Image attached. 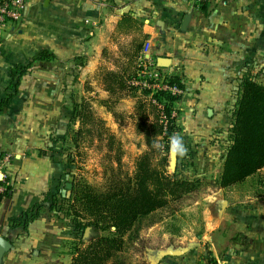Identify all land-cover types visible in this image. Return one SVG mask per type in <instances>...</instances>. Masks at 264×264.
<instances>
[{
    "label": "crops",
    "instance_id": "0c3cea01",
    "mask_svg": "<svg viewBox=\"0 0 264 264\" xmlns=\"http://www.w3.org/2000/svg\"><path fill=\"white\" fill-rule=\"evenodd\" d=\"M23 2L20 19L6 29L0 45V102L12 94L0 108V153L14 157L9 167L11 185L0 195V236L11 243L0 264L44 263L41 251L48 250L47 241L52 242L54 235H50V224L40 212L26 227L18 225L17 219L34 206L45 209L48 196L57 194L71 173L66 160L49 146L56 141L54 135L66 137L71 132L75 93L94 98L93 110L113 131L128 122L131 132L143 139L135 131L133 118L138 95L123 94L111 109L102 102L109 97L102 74L107 70L123 74L127 67L126 78L132 70L134 47L141 44L140 56L144 43L149 42L148 57L156 63L168 59L161 71L182 80L184 93L175 106L179 135L188 149L185 159L208 147L211 165H220L242 79L264 84V0ZM186 14L189 20L182 28ZM43 50L55 57L32 63L39 67L27 75L32 81L30 89L24 86L26 78H20L15 88L13 71L27 66ZM76 57L82 59L74 60ZM58 63L64 65L63 73H59L61 68L55 71ZM77 80L78 90L72 85ZM117 113L123 119H116ZM182 158L178 157L179 168L184 166ZM216 201L211 196L208 204ZM237 209L231 208L232 216L214 222L205 212L213 256L220 264H264L260 259L264 258V232H256L254 210ZM222 222L252 232H247L245 242L226 238ZM217 240L225 245L220 256Z\"/></svg>",
    "mask_w": 264,
    "mask_h": 264
},
{
    "label": "trees",
    "instance_id": "16d2710c",
    "mask_svg": "<svg viewBox=\"0 0 264 264\" xmlns=\"http://www.w3.org/2000/svg\"><path fill=\"white\" fill-rule=\"evenodd\" d=\"M140 47L141 44L134 47L130 54L133 66L126 78L123 74L127 67L122 69L123 74L112 70L102 74L103 89L109 94L108 99L102 102L111 109L123 94L138 95L133 118L135 131L143 135L146 149L136 157L134 169L130 172L123 169L119 155H115V160L104 168L99 184L72 182L66 205L61 206L77 237L70 245L72 259L69 264H127L121 254L128 239L137 237L140 224L145 221V225L150 226L155 222L176 221L183 202L203 186L201 178L179 175L178 156L173 172L166 168L169 138L179 134L180 129L170 113L180 96L165 90L152 94L156 100L163 102L167 117L166 126H163L159 121L158 108L147 98L149 89L131 84V80L138 78L143 70L139 62ZM51 57L55 56L43 50L27 66L13 71L15 88L33 62ZM81 59L76 57L74 60ZM157 69L160 70L159 67ZM164 78L169 85L184 88L179 76L165 75ZM11 95L0 102V108L9 102ZM91 100V97L82 96L79 101L73 102L71 122L77 120L79 123L72 136L74 143L87 136L89 144L105 140L110 148L113 144L119 145L105 121L93 110ZM227 140L222 171L217 181L220 188L241 184L264 169V84L249 77L242 79ZM156 141L163 145L162 149L153 148ZM256 182L259 184L260 180ZM37 209L40 206L23 213L17 219L18 225L26 227L28 222L36 219L39 216ZM87 227L91 234L83 240L82 232Z\"/></svg>",
    "mask_w": 264,
    "mask_h": 264
},
{
    "label": "rangeland",
    "instance_id": "374dc122",
    "mask_svg": "<svg viewBox=\"0 0 264 264\" xmlns=\"http://www.w3.org/2000/svg\"><path fill=\"white\" fill-rule=\"evenodd\" d=\"M36 67H39L37 63L32 64L28 67V71L23 73L21 79L25 80L26 78L25 88H31V77L27 79V75L29 76ZM59 68H61L59 73H63L64 65L58 63L55 71ZM28 72L29 74H27ZM12 82L15 85L14 78ZM72 85L76 86L75 88L78 90L79 81H72ZM78 92L75 93L73 102L79 101ZM93 100L94 98L91 100L92 107ZM117 114L116 119L121 117L119 113ZM71 123V132L67 133L66 137L58 134L54 135L53 138H56V141H54V145L49 146V149L56 148L58 153L61 154V158L66 160L65 162L71 167V173L60 184L59 190H57L58 193L48 196L49 201L45 203V209H37L38 214L40 212L44 215L43 219L50 224L48 227L50 235L52 232L54 234L53 241H47L48 250L41 251L44 254H42L44 257L40 259L41 261L44 260L43 264H69L72 259L70 245L77 240V237L69 226V217L65 216L64 211L61 209V206L66 205L67 197L70 194V189L66 188V183L72 184V182L83 181L95 185L99 184L103 179L104 168L110 161L115 160V155H119L123 169L130 172L134 169L136 157L146 149L145 144H143L144 139L141 137L138 139L139 136H135L131 132L128 122L122 124L121 127H117L114 131L107 126L115 135L116 141L119 142V145L113 144L112 148L108 146L105 140L89 144L86 142L89 139L87 136L84 139L79 138L78 142L74 143L72 136L79 123L77 120H73ZM224 146L225 142L222 144V147ZM206 149L207 151L195 154V157L188 156L186 159L183 157L184 160L183 158L181 160L184 166L179 168V175L181 176L201 178L203 181L201 189L183 202L182 210L176 221L155 222L150 226H146L145 221L140 224L137 237L128 239L121 254L127 264H220L218 259L213 256V249H210V239L206 237L208 231L204 220L205 212L210 215L211 220L214 222L218 219L223 220L224 216H232L233 212H229L231 208H238L237 212L240 211V208L253 209V214L258 220L256 232H264V169L245 182L225 187V191L219 192L218 188L220 187L217 186V181L222 171L223 162H220L218 166H212L213 162L209 161L211 159L210 150H208V147ZM219 155H222V153L220 152ZM167 160L166 168L171 173L173 169L170 151L167 153ZM258 179L260 180L259 184L256 182ZM211 196H214L218 201L210 206L208 200ZM234 218L239 219L236 215ZM221 226L224 228L222 231L228 233L226 238H237L239 241L244 240V242L248 236L247 232H252V230H247L242 225L241 228L240 226L231 225V223L222 222ZM84 230L82 232L83 240L88 239L91 234L89 230L84 237ZM217 243L219 247L217 252L220 256L225 245L218 240ZM226 245L227 248L228 244ZM167 248H187V250L181 255L159 258L158 251ZM47 253L53 254L45 258ZM260 259L264 260V258ZM258 263L261 264L260 261Z\"/></svg>",
    "mask_w": 264,
    "mask_h": 264
},
{
    "label": "built area",
    "instance_id": "2783aa9c",
    "mask_svg": "<svg viewBox=\"0 0 264 264\" xmlns=\"http://www.w3.org/2000/svg\"><path fill=\"white\" fill-rule=\"evenodd\" d=\"M23 5V0H0V45L6 29L20 19ZM149 49L150 43L145 42L139 57V62L143 70L139 73L138 78L131 80V84L138 86L139 88L149 89L147 98L156 105L159 110V121L163 126H166L167 117L163 110V102L156 100L152 94L157 91L165 90L172 95L181 97L184 93V89L167 83L166 78L164 77L168 74L163 73L161 69H157L159 66L156 61L148 57ZM143 76L146 77L143 78ZM175 104L172 107L170 115L175 118L176 122L178 109ZM13 159V155L9 152L0 153V195L5 194L11 185L12 175L10 174L9 167L13 162Z\"/></svg>",
    "mask_w": 264,
    "mask_h": 264
},
{
    "label": "water",
    "instance_id": "95a60500",
    "mask_svg": "<svg viewBox=\"0 0 264 264\" xmlns=\"http://www.w3.org/2000/svg\"><path fill=\"white\" fill-rule=\"evenodd\" d=\"M189 20V15L186 14L184 16V19H183V22H182V28H185L187 22ZM161 62L162 63H157V65L159 67H165L166 66V61L168 59L166 58H160ZM171 155V166H172V169L174 170L175 169V166H176V162H177V157H174L172 156V154L170 153ZM66 188H71V184L70 183H66ZM90 230L89 227L85 228L84 230V237L85 235H87L88 231ZM11 247V243L9 240H7L6 238L0 236V261L2 259V256L3 254L9 250V248ZM187 250V248H167L165 250H162V251H158V257H164V256H177V255H181L183 254L185 251Z\"/></svg>",
    "mask_w": 264,
    "mask_h": 264
},
{
    "label": "clouds",
    "instance_id": "9594fccd",
    "mask_svg": "<svg viewBox=\"0 0 264 264\" xmlns=\"http://www.w3.org/2000/svg\"><path fill=\"white\" fill-rule=\"evenodd\" d=\"M153 148L156 149H162L163 145L156 141L153 142ZM169 151L174 157H184L187 155L188 149L185 145L184 139L181 135L179 134H173L169 138Z\"/></svg>",
    "mask_w": 264,
    "mask_h": 264
}]
</instances>
